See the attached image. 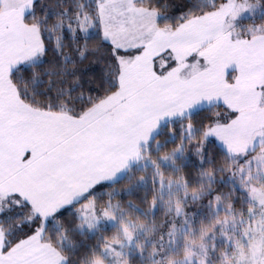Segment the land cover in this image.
Returning <instances> with one entry per match:
<instances>
[{
  "label": "snow or ice",
  "instance_id": "obj_1",
  "mask_svg": "<svg viewBox=\"0 0 264 264\" xmlns=\"http://www.w3.org/2000/svg\"><path fill=\"white\" fill-rule=\"evenodd\" d=\"M0 264H264V0H0Z\"/></svg>",
  "mask_w": 264,
  "mask_h": 264
},
{
  "label": "crops",
  "instance_id": "obj_2",
  "mask_svg": "<svg viewBox=\"0 0 264 264\" xmlns=\"http://www.w3.org/2000/svg\"><path fill=\"white\" fill-rule=\"evenodd\" d=\"M155 51H159V48L155 49ZM167 54H169V53L168 52H164L162 55L158 56V59L159 58H160V60L163 59L162 61L157 62V63H159V65L163 64L166 60L171 58L170 56H169V58H167V56H168Z\"/></svg>",
  "mask_w": 264,
  "mask_h": 264
},
{
  "label": "rangeland",
  "instance_id": "obj_3",
  "mask_svg": "<svg viewBox=\"0 0 264 264\" xmlns=\"http://www.w3.org/2000/svg\"><path fill=\"white\" fill-rule=\"evenodd\" d=\"M168 56H167V58H169V56H170V54H167ZM163 60V59H162ZM162 60H160V58L158 59V57H157V61H156V63L157 62H159V61H162ZM158 65H159V63H157Z\"/></svg>",
  "mask_w": 264,
  "mask_h": 264
}]
</instances>
